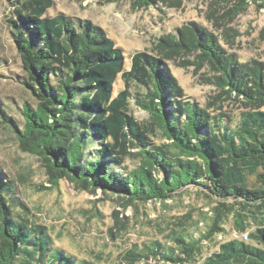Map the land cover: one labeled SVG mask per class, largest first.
<instances>
[{
    "label": "trees",
    "instance_id": "16d2710c",
    "mask_svg": "<svg viewBox=\"0 0 264 264\" xmlns=\"http://www.w3.org/2000/svg\"><path fill=\"white\" fill-rule=\"evenodd\" d=\"M157 1L134 0L133 7ZM239 1L240 11L250 0ZM251 1L264 8V0ZM54 3L12 2L8 22L26 74L21 83L36 103H24L22 128L0 102V123L15 133L24 152L43 161L49 185L41 187L53 190L69 178L83 189L119 195L129 206L167 205L194 186L214 203L204 229L191 233L188 220H180L170 245L134 244L123 258L129 264L153 256L196 263L203 242L225 235L233 217L241 233L257 224L247 234L254 243L218 244L202 264H264V62L240 60L215 32L191 21L159 36L151 52L135 51L126 68L125 51L103 27L64 13L47 15ZM171 63L186 69L208 65L213 74L203 75L202 83L235 93L252 110L238 121L215 113L220 95L205 105L188 96ZM119 76L124 88L115 94ZM135 85L146 91L133 92ZM132 98L149 119L136 118ZM33 216L0 169V264H101L55 249L48 226Z\"/></svg>",
    "mask_w": 264,
    "mask_h": 264
},
{
    "label": "rangeland",
    "instance_id": "374dc122",
    "mask_svg": "<svg viewBox=\"0 0 264 264\" xmlns=\"http://www.w3.org/2000/svg\"><path fill=\"white\" fill-rule=\"evenodd\" d=\"M13 1L16 0H0V102L23 128V105L25 102L35 104L36 100L21 83L26 74L8 22L13 15ZM133 1L55 0L47 15L64 13L73 18L89 19L103 27L125 51L126 68L131 66L130 57L135 51L151 52L159 36L175 32L191 21L215 32L226 41L222 45L240 60L264 62V8L251 0L240 11L239 0H158L151 6L139 8L133 7ZM171 67L187 95L199 103L205 105L208 99L220 95L215 113L225 112L238 121L243 111L252 110L235 93L222 94L217 86L202 83L203 75L213 74L208 65L186 69L171 63ZM123 88L124 81L119 76L115 94ZM132 91L145 92L146 89L135 85ZM131 111L138 120L149 119V113L138 107L134 98ZM158 133L160 137L161 131ZM0 169L14 180L18 195L31 208L38 222L48 226L54 248L75 260L129 264L123 254L134 244L160 240L170 245V233L180 220H188L189 232L200 233L214 207L205 193L194 186L186 187L182 195L169 200L167 205L150 201L125 206L126 201L119 195L104 193L101 189H83L69 178L62 179L58 188L46 190L41 187L49 185L42 159L24 152L15 133L1 123ZM189 215L190 218H186ZM225 226L227 233L216 236L215 241H204L200 260L188 264H202L204 258L219 250L218 244L230 240L246 239L254 243L246 235L257 228L256 223H249L244 233L236 228L233 217ZM135 264L173 263L153 256Z\"/></svg>",
    "mask_w": 264,
    "mask_h": 264
},
{
    "label": "built area",
    "instance_id": "2783aa9c",
    "mask_svg": "<svg viewBox=\"0 0 264 264\" xmlns=\"http://www.w3.org/2000/svg\"><path fill=\"white\" fill-rule=\"evenodd\" d=\"M246 237H247V235H246Z\"/></svg>",
    "mask_w": 264,
    "mask_h": 264
}]
</instances>
